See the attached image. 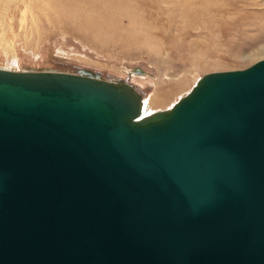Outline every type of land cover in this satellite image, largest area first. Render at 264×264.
Segmentation results:
<instances>
[{"label": "water", "instance_id": "95a60500", "mask_svg": "<svg viewBox=\"0 0 264 264\" xmlns=\"http://www.w3.org/2000/svg\"><path fill=\"white\" fill-rule=\"evenodd\" d=\"M80 71L0 67V264H264V57L141 119Z\"/></svg>", "mask_w": 264, "mask_h": 264}, {"label": "rangeland", "instance_id": "374dc122", "mask_svg": "<svg viewBox=\"0 0 264 264\" xmlns=\"http://www.w3.org/2000/svg\"><path fill=\"white\" fill-rule=\"evenodd\" d=\"M189 1L0 0V67L88 68L137 87L139 118L167 110L202 74L264 57V0Z\"/></svg>", "mask_w": 264, "mask_h": 264}, {"label": "bare ground", "instance_id": "6f19581e", "mask_svg": "<svg viewBox=\"0 0 264 264\" xmlns=\"http://www.w3.org/2000/svg\"><path fill=\"white\" fill-rule=\"evenodd\" d=\"M109 1V3H110V0H108ZM131 0H129V2H130ZM147 0H142V3H144V2H146ZM96 2H97V0H82L81 2L80 1H78V0H74V5H76V6H79V5H84V6H87V5H95V6H97V4H96ZM121 2H125V3H127L128 2V0H112V3H114V4H119V3H121ZM188 2V1H187ZM193 3V2H197V4L200 6V9H201V11H207V12H205V13H209L208 11H209V9L210 8H212V6L214 5V3H216L214 0H199V1H197V0H190L189 1V3ZM73 3V2H72ZM72 5V4H71ZM207 8V9H206ZM82 14H83V12H82ZM151 14V13H150ZM85 15H87V14H85ZM92 15V14H91ZM149 18H151V17H149ZM103 21H105V18H103L102 19V24H103ZM13 60V59H12ZM17 61V60H16ZM14 62V61H13ZM19 62V61H18ZM19 63H17V65H18ZM16 66V65H15ZM36 71H41V70H43V71H47V70H55V69H50V68H46V69H42V68H40V69H35ZM57 71H60V70H57ZM66 72H71V71H66ZM138 74H141V75H143L144 74V71L142 72V73H138ZM92 76H94V77H96V78H99V77H97V75H94V73L92 74ZM99 79H101V78H99ZM112 81H117V80H112ZM118 81H120V82H125V81H123V80H118ZM141 94V93H140ZM139 94V99H140V111H139V113H138V115L136 116V118L135 119H141V118H143V117H146V116H149V115H146V116H141V118H139L140 117V114H142L141 113V95ZM160 94V93H159ZM148 107V106H147ZM170 108V107H169ZM168 108V109H169ZM157 111V110H156ZM149 112V111H148ZM151 113V112H150ZM152 114V113H151Z\"/></svg>", "mask_w": 264, "mask_h": 264}]
</instances>
